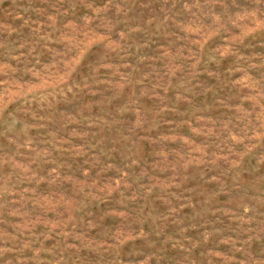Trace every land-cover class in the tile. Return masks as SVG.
Here are the masks:
<instances>
[{"label":"rangeland","instance_id":"obj_1","mask_svg":"<svg viewBox=\"0 0 264 264\" xmlns=\"http://www.w3.org/2000/svg\"><path fill=\"white\" fill-rule=\"evenodd\" d=\"M0 264H264V0H0Z\"/></svg>","mask_w":264,"mask_h":264}]
</instances>
